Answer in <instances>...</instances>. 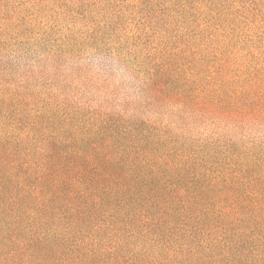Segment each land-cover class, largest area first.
Segmentation results:
<instances>
[{
  "label": "trees",
  "instance_id": "obj_1",
  "mask_svg": "<svg viewBox=\"0 0 264 264\" xmlns=\"http://www.w3.org/2000/svg\"><path fill=\"white\" fill-rule=\"evenodd\" d=\"M0 264H264V0H0Z\"/></svg>",
  "mask_w": 264,
  "mask_h": 264
}]
</instances>
